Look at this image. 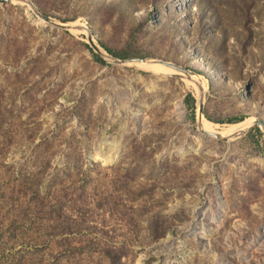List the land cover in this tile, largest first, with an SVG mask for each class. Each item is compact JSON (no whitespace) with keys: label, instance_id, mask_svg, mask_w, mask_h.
Segmentation results:
<instances>
[{"label":"rangeland","instance_id":"rangeland-1","mask_svg":"<svg viewBox=\"0 0 264 264\" xmlns=\"http://www.w3.org/2000/svg\"><path fill=\"white\" fill-rule=\"evenodd\" d=\"M31 1L199 76L0 2V264H264V0Z\"/></svg>","mask_w":264,"mask_h":264},{"label":"water","instance_id":"water-1","mask_svg":"<svg viewBox=\"0 0 264 264\" xmlns=\"http://www.w3.org/2000/svg\"><path fill=\"white\" fill-rule=\"evenodd\" d=\"M0 2H26L29 3L32 6V10L33 12L37 15V17L42 20L45 21L55 27L58 28H63V29H69V30H79V31H83L86 30V39L87 42L89 43V45L92 47V49L95 51L96 54H98L101 58L105 59L106 61H110L116 64H123V63H160L161 65H164L178 73H181L182 75H184V77L186 79H193L192 77L194 76H199L198 74H196L195 72H193L192 70L171 62V61H165V60H161L158 58H141V57H128V58H118L114 55H112L111 53H109L107 50H105L102 46H100L99 44H97L94 41V38L92 37V34L90 33V31L88 30V28L81 23H78L76 21H63L60 19H55L52 18L42 12H40L37 8V6L31 1V0H0ZM204 119V113H203V100L202 98L200 100H196V125L198 130L205 136L207 137H212L214 139L217 140H222V141H227L231 138H236L238 136H241L243 134H245L248 130H250L252 127H260V129L264 132V120L260 117H255V120L253 122V124L246 129L245 131L241 132V133H237L233 136H228V135H222L218 132H210L207 130H204L202 128V120Z\"/></svg>","mask_w":264,"mask_h":264},{"label":"bare ground","instance_id":"bare-ground-1","mask_svg":"<svg viewBox=\"0 0 264 264\" xmlns=\"http://www.w3.org/2000/svg\"><path fill=\"white\" fill-rule=\"evenodd\" d=\"M22 3H26V2H22ZM26 4H28L29 6H30V8L32 9V6L29 4V3H26ZM76 22H78V21H76ZM78 23H80V22H78ZM81 24H84V23H81ZM85 33H86V30H83ZM135 65H137V66H147V65H149V66H154V67H156V68H158V69H160L161 71H162V73H164V74H172V73H174V72H168L167 70H166V67L165 66H162V65H159V64H155V63H151V62H149V63H139V62H136V63H134ZM197 84H198V86H199V96H198V100H200L201 98H202V100H203V85L201 84V83H199V82H197ZM255 120V117H246L241 123H240V126H236L235 128H234V132H236L235 130L236 129H238V132L237 133H241V132H243V131H245L247 128H248V126L253 122ZM202 128L204 129V130H207V131H210V132H213L214 131V129H213V124L211 123V122H209V121H206L205 120V118L202 120ZM218 133H220V134H222V135H231L230 134V131H219ZM236 133V134H237ZM235 135V134H234Z\"/></svg>","mask_w":264,"mask_h":264},{"label":"trees","instance_id":"trees-1","mask_svg":"<svg viewBox=\"0 0 264 264\" xmlns=\"http://www.w3.org/2000/svg\"><path fill=\"white\" fill-rule=\"evenodd\" d=\"M105 49L111 53L112 55L116 56V57H119V58H128V54H126V52H119V53H116L115 51L111 50L110 48L108 47H105ZM94 58L98 61H101L102 62V59L96 55V54H93ZM160 64V63H158ZM161 65V64H160ZM185 103L187 104V106L192 110V114L194 112V109H195V99L190 95V94H187L185 99H184ZM245 119V115H240V116H235V117H231V118H228L225 122L227 123H236V122H242L243 120ZM220 122H224V121H220ZM251 126V125H250ZM249 126V127H250ZM258 133H260V130L259 128L256 126L254 128ZM263 145H264V141H263Z\"/></svg>","mask_w":264,"mask_h":264}]
</instances>
